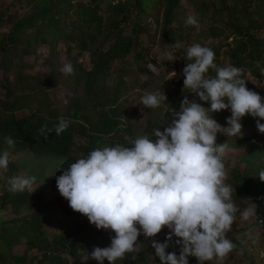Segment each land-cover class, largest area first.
<instances>
[{"label":"trees","instance_id":"1","mask_svg":"<svg viewBox=\"0 0 264 264\" xmlns=\"http://www.w3.org/2000/svg\"><path fill=\"white\" fill-rule=\"evenodd\" d=\"M140 2L141 0H123L111 5L108 0H36L33 10L25 15L17 14L11 5L0 7V25H8L5 31H0V89L4 93V99L0 100V153L4 150L15 152L27 148L36 159L44 162V165L50 163L56 170H61L76 160L85 158L92 150L116 144L129 146L125 136L135 138L143 135L134 133L124 119V105L120 103L123 96L120 93L122 80H118L111 88L107 87L104 81L105 75L111 72L114 66L119 64L121 67V62L136 43V33L142 27L139 22L130 21V13H134L136 17L143 11ZM151 2L157 6V14L153 20L164 45L163 52L173 49V56L179 52V62L187 64L190 62L186 59L187 47L200 43L214 51V62L218 66L219 52L224 49L228 66L240 68L244 80L246 76H250L261 83V93L264 95V74L260 70L264 68V38L260 36L264 31V0ZM185 6L190 7L191 15L197 17L199 25L203 24L199 31L193 26H186L183 19L177 20V15H182ZM190 31L195 33L191 37L194 38L191 44ZM204 34L216 39L205 41ZM20 39L24 41L20 49L21 54H30L32 47L39 44L52 45L57 40L70 43L78 51L87 53L90 67L84 70L78 64L74 66L77 72L71 85H68L69 91L74 93L67 95L61 109L47 97L46 91L53 86L50 77L42 84L40 75L21 70L30 69V66L22 61L18 69L12 71V56H9L11 59L6 56L13 53ZM176 43L182 45L177 48L174 46ZM133 58H139V53L135 52ZM46 61L47 58L41 63ZM173 62H176V59ZM209 75L214 76L215 70L210 69ZM78 88H82V96L77 94ZM185 96L189 100L200 101L198 97H189L187 91L181 93V82L177 81L176 87L165 101L170 104L169 110L176 112L175 108L180 106ZM31 99L37 102L38 106L30 107ZM200 102L204 107L207 104ZM41 108L46 110L41 111ZM161 112L163 113L152 111V119L146 117L143 129L145 135L150 138L154 129L160 128L163 131L175 115L163 107ZM224 113L231 115L230 110L214 114L223 116ZM60 118L71 123L63 133L56 135L54 126ZM241 123L243 131L256 133L258 138L264 139V134L257 130L256 118L248 115ZM261 123H264V120H261ZM45 125L47 129H53L46 132V135L40 131ZM74 135L79 138L75 147ZM6 136H11L15 141L13 147L4 143ZM257 140L252 139L249 143L250 149L254 150ZM224 143L238 147L243 140L232 139ZM16 169L17 165L9 160L8 171L1 172L5 177H9ZM40 176L42 177V173L36 179ZM252 179L235 169L230 171L227 179V184L232 187V199L238 208L236 219L227 233V238L232 242L237 230L236 220L243 209L249 208L253 203L255 215L264 216V182ZM34 187L37 189L32 194L28 191L11 193L8 198L0 201V208L9 206L16 212L21 207L29 210L27 215L21 217L18 228L7 230L8 233L0 236L8 249L6 253L0 251V264H65L69 258H78L81 253L89 258L94 247L103 248L110 245L114 233L98 230L86 216L73 211L62 196L42 200L43 184ZM141 238L143 235L138 237V241ZM17 240L21 246L19 253L12 251V246L18 243ZM261 241H264L263 234ZM262 248L264 251V245ZM31 250H35V253L28 255ZM120 261L117 260L115 264L134 262Z\"/></svg>","mask_w":264,"mask_h":264},{"label":"clouds","instance_id":"2","mask_svg":"<svg viewBox=\"0 0 264 264\" xmlns=\"http://www.w3.org/2000/svg\"><path fill=\"white\" fill-rule=\"evenodd\" d=\"M185 25L197 31L200 28L195 15H189ZM174 46L180 47L179 43ZM161 57L175 60L171 51L162 52ZM186 59L190 62L182 70L183 89H189L200 101L210 102V107L185 96L163 131L154 129L151 138L125 136L129 146L116 144L92 150L56 177L58 192L73 211L86 216L98 230L114 233L109 246L94 247L89 254V259L99 264L125 259L127 253L135 251L140 235L151 238L161 264H189V256L197 258L198 264L223 261L236 247L227 238L238 211L232 187L225 183L223 157L227 145H217L216 140L218 134L242 138L241 121L248 115L256 118L257 130L264 134V98L246 87L240 68L217 66L211 48L194 43L187 47ZM148 69L155 72L153 65ZM210 69L215 70L214 76L209 75ZM260 70L264 74V68ZM60 71L72 75L74 67L65 62ZM171 74L176 76L174 71ZM166 100L165 93L160 92L141 97L142 105L149 109L160 107ZM222 110L231 113L226 117L227 126L211 115ZM70 123L60 118L54 126L56 135ZM40 131L46 135L53 129L45 125ZM4 143L13 147L15 141L6 136ZM8 164L9 153L4 151L0 153V171L6 173ZM258 178L264 182V170L258 172ZM35 183V177H12L8 191L32 194L37 189ZM253 215L255 209L249 207L241 218L247 221ZM164 228L169 230L164 242L154 239ZM173 237L179 255L166 251Z\"/></svg>","mask_w":264,"mask_h":264},{"label":"rangeland","instance_id":"3","mask_svg":"<svg viewBox=\"0 0 264 264\" xmlns=\"http://www.w3.org/2000/svg\"><path fill=\"white\" fill-rule=\"evenodd\" d=\"M42 2L43 0H38ZM87 2V0H82ZM36 0H0V7H13L12 9L16 11L19 15H25L28 12L32 11L34 8V3ZM183 2V1H182ZM141 7L143 11L139 13L136 17L134 13H130V21H137L141 25V29L136 33V43L132 47V50L121 62V67L119 64L114 66L107 75L104 77L107 87L111 88L118 80H122L123 84L121 85L120 93H122V100L120 103H123V113L124 119L127 124L130 125L131 130L136 134L144 133V125L146 124V117L149 116L152 119L153 112H161V107L167 110L169 113H176L179 111V107L175 108L176 112H172L169 107V102H162L160 107L156 108L157 110H149L141 103V97L147 93L160 92L161 94L165 93L166 97L171 93L172 89L176 87V82H181V93L188 92L189 97L193 99L194 94L190 93V90L187 88L183 89V75L182 70L186 66L185 62H179L180 53L177 52V55L174 56L176 62L166 61L161 57L163 52V42L158 35V29L156 28V23L153 20L154 16L157 14V6L154 5V2L151 0H141ZM104 5V4H103ZM183 13H185L183 15ZM182 15H177V20L185 21L186 18L191 15V9L188 6H185V11ZM135 17V18H134ZM145 25V27L143 26ZM203 24H200V28ZM8 28V25H0V31H5ZM199 28V29H200ZM128 31V28H127ZM192 33V34H191ZM195 35L194 32L190 31V39ZM222 36V35H221ZM260 36L264 38V31L260 33ZM192 38L189 41V44L193 42ZM205 41L211 42L214 39L209 35L204 34ZM24 41L20 39L19 43L16 45L12 54L6 56L10 58L12 56L10 67L13 70L18 69V65L22 62L30 66V69H21L22 71H29L32 74L40 75L42 78V84L45 83V79L50 77V81L53 82V86L49 88L47 92V97L54 101V104L58 108H62L65 103L67 95L73 94L74 92L69 91V86L71 85L74 75L77 70L74 68V74L65 76L60 68L65 62H71L73 67L79 65L82 69L87 70L90 67L88 56L86 52L78 51L77 48L73 47L70 43H65L62 40L55 41L52 45L39 44L35 47H32V52L30 54H21L20 49H22ZM182 45V44H180ZM50 49H53L51 51ZM171 51L174 55L173 49H166L164 51ZM135 52L139 53V58L134 59L133 56ZM47 58V61L41 63L44 59ZM149 65H153L155 72L153 73L148 69ZM218 66L224 67L228 66V58L225 55L224 49H221L218 55ZM16 69V70H17ZM175 72L176 76L172 77L171 72ZM50 74V75H49ZM106 78V79H105ZM246 87L253 90L261 95L264 98V95L261 93L262 84L256 80L251 79L250 76L245 77ZM18 85V84H17ZM69 85V86H68ZM18 89V87H17ZM35 91V90H34ZM78 95H83L82 88H78ZM4 99L3 90L0 89V100ZM201 103L200 101H197ZM30 107H36L37 102L31 99ZM203 106V103H201ZM205 107H210V102H207ZM173 109V108H171ZM42 109L41 111H45ZM149 110V111H148ZM151 113V114H150ZM219 124L222 126L226 125V117H229L228 114L224 113L223 116L211 114ZM243 131V130H242ZM244 135L242 138L235 137H226L224 135L218 134L216 144L221 145L223 142H227L232 139H242L243 143L238 147H232L227 144L225 149V155L223 157L225 167H226V180L229 177V173L232 169L239 171L242 175H247L252 180L259 182L258 172L264 170V139L258 138V135L250 134L247 130L243 131ZM252 139L257 140L253 148H249V143ZM79 138L77 135L73 137V147L77 145ZM9 153V160L13 161L17 165V169L9 177H5L4 174L0 171V201L3 198H8L11 193L8 191V181L12 177L21 176V177H35L36 183L35 186L43 184L41 199L47 200L53 197L61 196L56 187V177L62 174V170L66 169L64 167L61 170H56L50 163L44 165V162L36 159L29 149H19L15 152ZM3 151V152H4ZM42 173V177L36 179L38 175ZM263 196H264V191ZM249 207H254L253 203ZM248 208H245L241 211H245ZM29 210L20 208L16 211L12 210L11 207L6 206L0 208V236L5 235L7 230L12 231L15 228L20 226V219L23 215H27ZM241 213L236 220L237 230L234 232V241L233 243L236 247L232 252L223 261H208L205 264H264V251L261 238L262 234L264 235V216L253 215L247 221L241 218ZM260 220V221H259ZM168 229L164 228L161 233L157 234L154 239L164 242ZM176 237H173V242L170 243V246L166 249L167 252L173 251L175 248ZM18 242V240L16 241ZM15 242V243H16ZM20 242L14 244L12 251L19 253L21 251ZM243 249V250H242ZM0 251L6 253L8 251L5 244H3L0 238ZM35 253V250H31L29 254ZM155 258L154 249L151 246V238L145 239L141 238L137 240L136 248L134 252L127 253L123 261H151ZM65 264H99L95 260L89 259L84 253L78 258L71 259L69 258ZM104 264H109L107 260L104 261ZM120 264V263H118Z\"/></svg>","mask_w":264,"mask_h":264},{"label":"built area","instance_id":"4","mask_svg":"<svg viewBox=\"0 0 264 264\" xmlns=\"http://www.w3.org/2000/svg\"><path fill=\"white\" fill-rule=\"evenodd\" d=\"M108 1L110 2L111 5H114L123 0H108ZM174 252H176V254L179 255L180 248L178 245H176ZM188 260H189V264H198V260L195 257L189 256ZM130 264H161V262L159 259L154 258L151 261H145V262H135L134 261V262H131Z\"/></svg>","mask_w":264,"mask_h":264}]
</instances>
